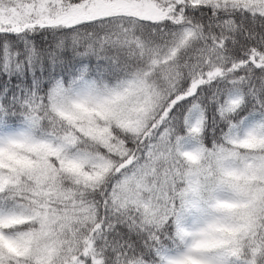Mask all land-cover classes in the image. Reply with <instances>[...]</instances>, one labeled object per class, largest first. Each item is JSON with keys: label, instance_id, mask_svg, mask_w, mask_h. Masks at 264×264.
Here are the masks:
<instances>
[{"label": "snow or ice", "instance_id": "1", "mask_svg": "<svg viewBox=\"0 0 264 264\" xmlns=\"http://www.w3.org/2000/svg\"><path fill=\"white\" fill-rule=\"evenodd\" d=\"M0 264H264V0H0Z\"/></svg>", "mask_w": 264, "mask_h": 264}]
</instances>
